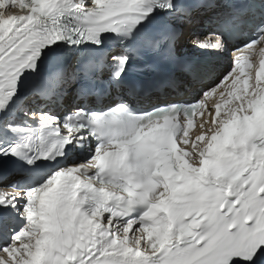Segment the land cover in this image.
I'll use <instances>...</instances> for the list:
<instances>
[{"label":"snow or ice","instance_id":"1","mask_svg":"<svg viewBox=\"0 0 264 264\" xmlns=\"http://www.w3.org/2000/svg\"><path fill=\"white\" fill-rule=\"evenodd\" d=\"M0 264H264V0H0Z\"/></svg>","mask_w":264,"mask_h":264}]
</instances>
